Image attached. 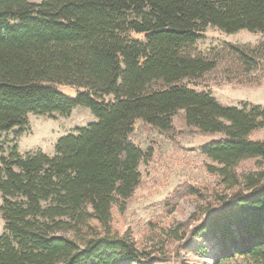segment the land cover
I'll return each instance as SVG.
<instances>
[{"label":"trees","instance_id":"trees-1","mask_svg":"<svg viewBox=\"0 0 264 264\" xmlns=\"http://www.w3.org/2000/svg\"><path fill=\"white\" fill-rule=\"evenodd\" d=\"M208 28L264 34V0H0V134L78 107L96 119L53 155L0 143V264L143 263L135 241L112 231L113 209L126 210L141 182V124L168 135L178 119L210 139L200 152L228 189L240 162L264 161V140L252 138L264 106L196 89L216 67L189 53ZM244 184L189 230L200 254L211 244L215 264H264V170Z\"/></svg>","mask_w":264,"mask_h":264},{"label":"rangeland","instance_id":"rangeland-1","mask_svg":"<svg viewBox=\"0 0 264 264\" xmlns=\"http://www.w3.org/2000/svg\"><path fill=\"white\" fill-rule=\"evenodd\" d=\"M235 47L246 48L251 57L242 59ZM189 53L216 62V67L197 82L198 91L209 92L229 106H264V34H227L208 28ZM62 90L74 93L70 88ZM29 122L28 128L0 134L5 152L16 144L22 156L39 152L53 155L61 137L76 133L96 119L89 109L78 107L69 116L30 115ZM190 130L177 119L171 134L141 124L133 135L145 154L139 166L141 182L126 210L113 209L112 231L131 237L146 255L143 263L136 264H215L211 244H206L209 248L200 254L194 248L195 241L188 239L189 230L226 202L234 190L244 189L245 176L264 170L260 159L240 162V184L228 189L219 176L208 170V165L214 163L200 152L210 139ZM252 138L264 140V129L254 132ZM2 202L0 194V206ZM5 232L6 223L0 213V236ZM190 241L192 248L187 245Z\"/></svg>","mask_w":264,"mask_h":264}]
</instances>
